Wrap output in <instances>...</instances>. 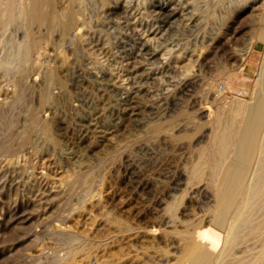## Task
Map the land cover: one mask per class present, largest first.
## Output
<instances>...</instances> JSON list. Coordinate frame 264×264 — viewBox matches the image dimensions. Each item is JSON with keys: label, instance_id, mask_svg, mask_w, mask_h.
I'll use <instances>...</instances> for the list:
<instances>
[{"label": "rangeland", "instance_id": "rangeland-1", "mask_svg": "<svg viewBox=\"0 0 264 264\" xmlns=\"http://www.w3.org/2000/svg\"><path fill=\"white\" fill-rule=\"evenodd\" d=\"M30 1L0 0V264H183L215 231L213 123L253 97L264 0H49L33 23ZM262 209L218 264L264 255Z\"/></svg>", "mask_w": 264, "mask_h": 264}, {"label": "bare ground", "instance_id": "bare-ground-1", "mask_svg": "<svg viewBox=\"0 0 264 264\" xmlns=\"http://www.w3.org/2000/svg\"><path fill=\"white\" fill-rule=\"evenodd\" d=\"M31 1L30 8L26 11L30 21L32 23L42 21L45 18L42 7L49 0ZM7 11L11 16L14 11L12 1H10ZM2 19L0 13V25ZM71 23L72 20L69 24L67 23L68 26ZM253 38L264 43V6ZM259 74L258 84L250 101L239 98L230 99L229 102L224 103L225 106L222 105L223 107L218 110L213 123V139L208 151L211 159L206 167L212 176L211 188L216 200V208L212 214V226L215 227V231L209 230V228L198 235L195 234L196 242L187 252L183 264H218L217 260L220 255L216 253L220 243L224 241L227 248V246L232 247L236 242V220L238 219L247 227L250 225L252 214L260 206H264V60ZM230 80V76H226L223 79L222 89L217 91L220 96H225V99L229 98L226 95ZM218 94L214 96V99H217ZM207 109H203L204 114ZM197 170L195 172L199 173L201 168ZM243 212L247 216H244ZM212 229L214 228L212 227ZM262 240H264V232ZM263 256L257 259L256 264L262 262Z\"/></svg>", "mask_w": 264, "mask_h": 264}, {"label": "crops", "instance_id": "crops-1", "mask_svg": "<svg viewBox=\"0 0 264 264\" xmlns=\"http://www.w3.org/2000/svg\"><path fill=\"white\" fill-rule=\"evenodd\" d=\"M253 58H254V56H251V57L249 58L250 61H251V63H252V61L254 60Z\"/></svg>", "mask_w": 264, "mask_h": 264}]
</instances>
